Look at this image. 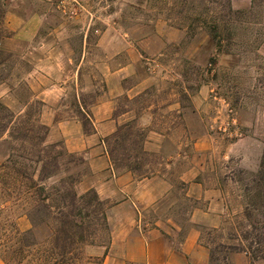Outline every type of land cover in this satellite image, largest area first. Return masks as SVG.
<instances>
[{"label":"rangeland","instance_id":"1","mask_svg":"<svg viewBox=\"0 0 264 264\" xmlns=\"http://www.w3.org/2000/svg\"><path fill=\"white\" fill-rule=\"evenodd\" d=\"M0 11L9 34L0 49L13 56L0 103L22 126L27 118L44 126V117L53 115L88 132L89 109L108 97L107 89L112 95L119 86L132 89L112 102L115 130L126 126L118 132L123 139L114 145V130L101 141L109 138L106 147L102 143L105 154L112 149L123 164L137 167L115 168L107 157L115 175L166 184L158 189L161 197L138 204L142 228L158 225L173 246L193 228L217 258L225 254L221 245H237L232 238L247 230L238 181L257 170L264 146V0H0ZM48 89L60 95L54 105L38 97ZM7 132L0 131V264L16 248L18 233L29 229L22 200L10 194L19 178L7 161L15 156V168L22 169L28 152L35 158L42 150L38 139L13 141ZM147 136L151 149L144 148ZM53 143L61 142L46 135L45 144ZM70 155L73 163L48 185L65 177L78 182L86 173L81 156ZM34 167L25 173L38 179ZM77 182L81 195L87 189ZM33 234L29 242H40L43 227ZM94 239L95 245L80 247L73 264L85 262V246L107 245L106 234ZM41 250L30 248L23 263L35 264Z\"/></svg>","mask_w":264,"mask_h":264},{"label":"trees","instance_id":"2","mask_svg":"<svg viewBox=\"0 0 264 264\" xmlns=\"http://www.w3.org/2000/svg\"><path fill=\"white\" fill-rule=\"evenodd\" d=\"M2 19L3 14L0 11V41L9 35L5 33ZM12 60L13 56L10 53H5L0 49V84L10 76L13 68ZM23 125L26 126H22V123L0 103V131L7 130L8 137L13 141L21 139L32 142L33 139H38V146L42 148L41 156L35 155L34 158L33 152L27 153V157L23 159L27 164L26 166L23 164L22 169L15 168L19 164L15 156L12 155L7 161L19 178L13 181L15 185L12 187L15 192L10 194H14V201L22 200L25 207L23 215L29 223V229L24 233H18L16 248L9 251L10 256L3 264H25L23 263L24 253L27 254L30 248L37 245L41 246L42 250L35 264H73L80 247L95 245L94 238L106 234L108 243L106 204L98 199L92 189L77 195L74 190L77 179L72 177L59 178L55 184L48 185L46 182L62 171L65 164L73 163V157L65 151L61 143L45 144L48 131L46 126L33 124L29 118L24 121ZM124 127L126 126L117 127L110 136L114 145L119 143V139H123L118 132ZM37 129L41 130L40 137L37 133L35 134ZM18 130L23 131L19 134ZM92 132L91 127L90 131L83 134L89 135ZM138 137L140 140L143 138L141 135ZM108 139L102 140V143L105 145ZM106 154L113 167L123 168L129 172L137 171L136 166L130 167L123 164L118 157L113 155L112 149H106ZM37 165H39L40 178L34 179L33 173L31 175L25 173V168L35 172L36 167L34 166ZM1 168L7 167L1 166ZM144 177L139 176L140 179ZM238 182L242 184L244 194L245 203L242 216L247 224V230L232 236V239L237 241V245L220 246V249L225 250L224 256L217 258L214 255L215 250L209 249L208 264H227V256L235 252L244 253L252 262L264 260V146L257 170L248 174L245 182L244 180ZM39 226L43 227V239L38 243L29 242Z\"/></svg>","mask_w":264,"mask_h":264},{"label":"crops","instance_id":"3","mask_svg":"<svg viewBox=\"0 0 264 264\" xmlns=\"http://www.w3.org/2000/svg\"><path fill=\"white\" fill-rule=\"evenodd\" d=\"M30 22L27 21L25 26H29ZM14 36L19 38L22 33L16 32ZM131 90L123 91L119 86L112 95L107 89L108 97L91 106L89 117L93 132L89 135L83 134L81 126L72 119L53 121L52 115V119L47 116L42 120L48 129L49 140L59 141L68 153L81 156L86 173L77 182V187L92 189L98 199L106 204L108 243L104 247L85 246L82 250L85 258L83 264H96L92 258H99L98 264H208V251L200 245L195 229H189L178 246H173L158 225L151 229L142 228L138 204H151L161 197L158 189L166 185L163 179L150 177L134 180L129 173L115 175L109 165L101 139L112 134L118 124L111 117L113 100ZM59 96L51 89L38 95L42 102L49 105H54ZM148 138L144 142L145 149H151ZM201 194L197 198L200 195L205 198L207 193L202 191ZM213 203H216L215 199L207 203V212ZM226 261L227 264H264V260L252 262L244 253L229 254Z\"/></svg>","mask_w":264,"mask_h":264}]
</instances>
